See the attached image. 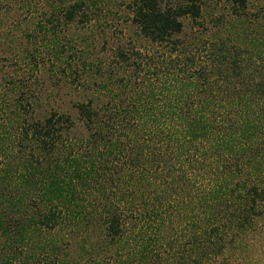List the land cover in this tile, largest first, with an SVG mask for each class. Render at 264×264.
<instances>
[{"label": "trees", "instance_id": "16d2710c", "mask_svg": "<svg viewBox=\"0 0 264 264\" xmlns=\"http://www.w3.org/2000/svg\"><path fill=\"white\" fill-rule=\"evenodd\" d=\"M215 1L243 15L255 0ZM125 3L139 37L156 47L169 45L176 53L175 60L155 63L152 69L147 63L151 58L139 62V53L132 51L137 60L130 62L125 50L118 48L123 63L146 71L143 81H148L144 88L147 91L133 96V104L126 110L107 105L96 108L93 100L78 104V116L88 131L83 147L73 150L65 145L63 126L69 123L67 116L51 114L43 123L25 130V139L38 151L39 159L23 152L20 164L13 161L8 167L0 160V264H35L45 243L58 242L60 231L75 230L93 221L90 208L104 190L100 184L110 181L122 167L136 170L156 165L160 175L140 204L131 203L125 209L129 202L121 207V197L112 201L114 205H102L98 215L102 237L84 245L87 259L70 263L67 258L60 264H219L218 256L223 255L228 237H237L264 218V171L260 173L264 146L261 144L256 151L264 132V54L204 39L199 46L205 49L210 66L222 70L218 72L217 89H212L210 80L202 86L203 70L192 72L195 59L186 53L188 46L182 42L183 20L201 18L202 0ZM58 4L62 17L52 13L47 21L66 26L75 22L87 25L108 7L104 0H60ZM39 30L45 32V24ZM251 41H255L254 36ZM68 49L59 45L56 56L62 57ZM260 50L264 52V48ZM152 81H158V85ZM118 83L123 91L129 87L124 80ZM225 83L233 90L228 101L220 97ZM237 83L245 85L246 91L237 92ZM187 89L192 90V96L206 94L207 100L198 110L191 107ZM219 97L221 104L215 110L211 103ZM207 117L213 118L214 125ZM167 121L179 127L169 133L173 141L170 153L182 158L176 162L178 168L162 170L165 162L160 157L165 150L153 151L140 143L142 132L148 129L151 135ZM62 148L57 161L45 163L40 158L56 156ZM231 156L239 159L234 165ZM252 163L257 165L258 173L255 169L251 172ZM178 170L186 173L177 176L174 172ZM176 182L180 183L176 186L180 192L175 196L182 203L184 198L186 204L196 202L202 213L193 214L181 229L189 231L187 236L180 232L162 240L157 231L165 223V209L174 207L170 200ZM17 188L20 192L15 191ZM93 212L97 216L98 212ZM43 235H47L46 240ZM185 238L188 241L182 245Z\"/></svg>", "mask_w": 264, "mask_h": 264}, {"label": "rangeland", "instance_id": "374dc122", "mask_svg": "<svg viewBox=\"0 0 264 264\" xmlns=\"http://www.w3.org/2000/svg\"><path fill=\"white\" fill-rule=\"evenodd\" d=\"M58 3L60 0H0V160L8 167L13 161L20 164L19 158L23 152L33 155V159H39L38 151L25 139L24 132L29 126L43 123L51 114L67 116L69 123L63 126L64 142L66 146L76 150L83 147L88 134L84 121L78 116V104L93 100L96 108L107 105L108 108L126 110L133 104V96L147 91L144 88L148 81H143L146 71H137L133 66L123 63L117 54L118 48L125 50L130 62L151 58L147 63L152 69H155V63L169 64L170 60H175L176 53L171 51L169 45L156 47L139 37L131 22V14L125 7V0H104L108 7L101 10L103 14L83 26L76 22L68 26L62 22L56 25L49 23L47 20L53 14L62 17L56 6ZM41 24L46 26V31L42 33L39 30ZM183 26V46H188L186 53L195 59L192 72L203 70L204 77L200 79L202 86L210 80L212 89H217L220 80L218 72L222 70L220 67L210 66L205 49L202 50L199 46L204 39H208V42H223L228 47L241 51L264 54L260 52L264 48V0L252 1L243 15L235 14L222 1L202 0L201 18L197 21L186 18ZM251 36H254L255 41H251ZM59 45L69 47V51L62 57L56 56ZM132 51L138 52L139 58L134 59ZM120 80L129 85L125 91L121 83H118ZM152 82L158 85V81ZM222 87L223 94L220 97L228 101L232 96V87L226 83ZM210 91L212 90H206V93ZM244 91L245 85L237 83V92ZM187 96H191L194 111L199 109L203 100H207L206 94L196 93L192 96V90ZM220 97L214 103H211L213 99L209 101L215 110H219ZM207 118L214 125L213 118ZM158 127H161L160 130L156 129L151 135L148 129L147 133L142 132L140 144L153 151L165 150L160 157L161 162H165L162 170L172 166L178 168L176 162L182 155L170 153L173 141L168 136L171 131L175 132L174 128L179 127L175 122L169 121L166 126ZM261 136L263 137L256 145V151L262 148L261 144L264 146V132ZM63 151L62 148L56 156L40 158L45 163L57 161ZM230 158L234 159L233 165L235 160H239L233 156ZM254 163L249 168L251 172L255 169L258 173ZM155 167L156 165L147 164L136 170H127L126 167L117 170L113 180L110 178V181L100 184L104 190L98 193L90 208V213L94 214L93 221L80 224L75 230L60 231L57 235L58 242L50 245L45 243L44 251L36 252L40 257L34 263L60 264L67 258L70 263L79 258L87 259L84 245L94 244L102 237L98 216L101 215L102 205L107 202L110 205L113 200L121 197H124L121 207L129 202L125 209L131 203L140 204L143 195L153 188L157 175H160ZM186 168L188 171V167ZM263 171L264 159L260 173ZM183 173L186 172H174L177 176ZM244 178L245 176L242 177ZM177 185L180 186V183L174 184L175 193L171 191L170 201L174 207L165 209V223L157 231L162 240L180 232L181 236H187L189 231L181 229L193 214L198 216L202 213L196 202L186 204L188 200L184 198L186 201L182 203L175 196L180 192ZM187 188L190 189H184ZM15 191L20 192V189ZM93 210L98 212L97 216ZM46 236L43 235L45 240ZM228 240L230 241L227 242L223 255L218 256L219 264H264V218L257 219L237 237L230 235ZM187 241V238L182 239L181 244H186Z\"/></svg>", "mask_w": 264, "mask_h": 264}]
</instances>
